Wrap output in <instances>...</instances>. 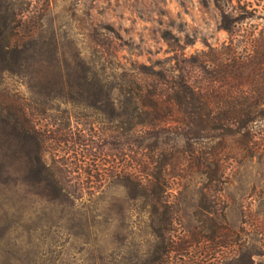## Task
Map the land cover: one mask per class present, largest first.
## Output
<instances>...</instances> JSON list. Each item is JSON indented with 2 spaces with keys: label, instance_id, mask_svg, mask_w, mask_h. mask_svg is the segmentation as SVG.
<instances>
[{
  "label": "rangeland",
  "instance_id": "obj_1",
  "mask_svg": "<svg viewBox=\"0 0 264 264\" xmlns=\"http://www.w3.org/2000/svg\"><path fill=\"white\" fill-rule=\"evenodd\" d=\"M13 1L17 8L26 10L22 31L38 30L40 41L56 50L50 64L59 65L62 78L69 79V68L91 67L85 78L94 85L101 80L111 86L109 101L119 99L114 85L123 76L117 66L128 71L140 64L158 69L174 64L173 48L190 55L206 50L207 44L219 47L227 42L230 37L221 27L219 7L234 16L241 14L242 6L249 11V19L233 25L236 33L250 31L258 36L264 30V0H222L218 6L215 0ZM247 48L252 54L253 47ZM44 63L29 62L13 73L4 72L0 64V110L12 102L29 110L45 107L44 113L36 115L39 126L47 128L55 139L65 132L77 134L87 122L85 131L94 133L97 144L93 155L71 156L81 160L82 169L88 162L93 164V177L86 189V173L76 168L71 184L84 186L95 197L91 202L84 197L52 201L24 184V167L4 155L0 126V264H134L152 252L156 240L143 214L137 218L129 215L131 203L124 198L118 180L110 176L118 161L116 142L103 136L101 130L111 125L106 119L96 121V110L68 99L83 91L74 84L71 88L65 82L61 92L67 97H54L57 92L40 89L37 82L45 73ZM252 89L247 81L246 92L250 94ZM258 91L264 97V85ZM261 108L264 110V99ZM251 130L260 151L242 158L228 171L222 190L226 205L223 223L230 233L235 232L229 237L230 244L216 252L215 240L197 236L188 243L189 250L177 256L179 264H264V118ZM52 142L56 143L55 158L68 156L63 149L66 143ZM198 188L190 184L179 193L175 189L172 196L180 209L181 225L196 230L201 224L192 212ZM120 204L125 205L124 218L119 214ZM206 223L204 232L208 233Z\"/></svg>",
  "mask_w": 264,
  "mask_h": 264
},
{
  "label": "trees",
  "instance_id": "obj_2",
  "mask_svg": "<svg viewBox=\"0 0 264 264\" xmlns=\"http://www.w3.org/2000/svg\"><path fill=\"white\" fill-rule=\"evenodd\" d=\"M220 1L215 0L217 6ZM219 8L221 27L230 37L227 42L219 47L207 44L206 50L190 55L173 48L174 64L158 69L140 64L128 71L117 66L123 76L114 85L119 99L109 101L111 86L101 80L94 85L85 78L91 67L69 68V79L64 80L59 65L50 64L56 56L54 47L40 41L38 30L22 31L26 10L17 8L13 0H0L3 71L18 72L29 62H46L45 73L37 82L40 89L57 92L54 97H67L61 92L65 82L71 88L75 85L83 91L68 99L96 110V121L106 119L110 123L107 132L101 130L103 136L116 142L118 161L110 176L118 180L124 198L131 203L129 215L137 218L143 214L156 240L152 252L134 264H179L177 256L188 251V243L197 236L215 240L216 252L224 251L235 233H230L223 223L226 205L222 190L228 171L242 158L260 151L251 128L264 118V97L258 91L264 85V30L258 36L250 31L236 33L233 25L249 19V11L242 6L241 14L234 16ZM248 46L253 47L252 54L247 51ZM247 81L253 87L250 94L245 90ZM99 91H104L102 96ZM34 109L19 102L3 104L0 126L4 155L24 167L23 183L39 195L52 201L84 197L91 202L95 194L84 186H73L71 181L78 168L86 173V186L93 177V164L88 162L82 169L81 160L71 154L92 156L97 146L94 133L85 131L84 122L77 134L65 132L55 139L47 128H40L36 116L46 108ZM53 140L66 143L63 149L67 157H54ZM190 184L199 185L192 212L194 219L200 221L198 230L181 225L180 209L172 199L175 189L179 193ZM124 212L125 205L120 204L122 218ZM206 222L208 233L204 232ZM261 245L264 248V236ZM189 263L195 261L183 264Z\"/></svg>",
  "mask_w": 264,
  "mask_h": 264
}]
</instances>
